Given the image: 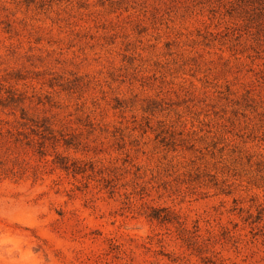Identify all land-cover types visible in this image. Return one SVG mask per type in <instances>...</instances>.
<instances>
[{
    "label": "rangeland",
    "instance_id": "374dc122",
    "mask_svg": "<svg viewBox=\"0 0 264 264\" xmlns=\"http://www.w3.org/2000/svg\"><path fill=\"white\" fill-rule=\"evenodd\" d=\"M62 3L92 26L54 41L42 24ZM55 23L68 21L57 13ZM43 41L84 58L41 56ZM0 114L15 118L0 146L10 139L37 163L53 157L75 181L70 199L87 196L96 213L103 193L117 216L135 198L153 229L138 245L153 257L146 264H217L211 246L235 245L242 226L264 245V0H0ZM172 196L174 206L159 203ZM121 239L106 237L105 255L121 259Z\"/></svg>",
    "mask_w": 264,
    "mask_h": 264
},
{
    "label": "clouds",
    "instance_id": "9594fccd",
    "mask_svg": "<svg viewBox=\"0 0 264 264\" xmlns=\"http://www.w3.org/2000/svg\"><path fill=\"white\" fill-rule=\"evenodd\" d=\"M91 11L101 12L102 9L95 8ZM57 13L61 20L68 21L67 25L55 23ZM23 18L21 12L16 13V20ZM91 26L90 21L86 22L85 13L78 12L67 3L57 6L42 24V27L50 30L54 41L75 39L77 33ZM4 40L6 44L16 43L15 40L9 41L7 37ZM27 47L28 44L25 43L22 51ZM34 47L40 49L38 54L46 58L49 53L52 54V59L60 57L61 53L62 59L84 58L78 46L65 50L62 43L49 44L43 41ZM46 66L47 64H38L33 70L43 71ZM31 84L33 87H40L38 81H31ZM14 123L12 115L0 114V137H7V133L14 130ZM57 150L61 149L58 147ZM52 158L49 156L46 161L37 163L30 151L20 149L10 139L0 146V264H146L152 261L151 254L146 255L144 248L138 247L140 244L147 245L153 229L138 214L139 205L135 198L132 208L124 215L107 216L110 210L118 209L120 205L113 201L105 204L100 199L104 194L96 193V207L99 211L93 213L91 208L83 206L82 199H87V196L82 197L81 193L76 192L73 198H69L67 193L71 191L75 181L70 183V177L54 169L50 163ZM146 161L147 157L142 156L138 163L145 164ZM148 167L154 168L155 165L149 164ZM33 168L40 169L35 176ZM175 201L177 197L172 196L171 199L164 197L159 203L174 206ZM180 207L187 210V203ZM101 214H105L104 219H99ZM229 219L239 223L235 216L222 217L220 222L227 224ZM211 228L216 231L215 223ZM95 229H100L103 235L91 237L89 233ZM247 233L248 228L242 226L233 233L240 238L239 242L235 245L223 240L216 242L208 255H214L217 264H264V245L259 241L249 242ZM113 236L123 238L118 241L124 245L119 260H114L111 254L105 255L108 246L104 240ZM129 239L133 243H125ZM129 256L134 257V262H130ZM190 259L191 264H200L197 257ZM162 264L167 262L162 261Z\"/></svg>",
    "mask_w": 264,
    "mask_h": 264
},
{
    "label": "trees",
    "instance_id": "16d2710c",
    "mask_svg": "<svg viewBox=\"0 0 264 264\" xmlns=\"http://www.w3.org/2000/svg\"><path fill=\"white\" fill-rule=\"evenodd\" d=\"M39 146H42V144H39ZM40 149H41V147H40ZM39 153V152H38Z\"/></svg>",
    "mask_w": 264,
    "mask_h": 264
}]
</instances>
